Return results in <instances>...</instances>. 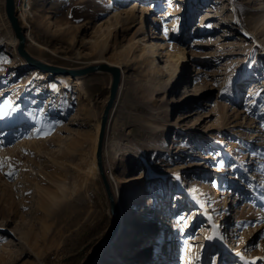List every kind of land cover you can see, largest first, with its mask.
Listing matches in <instances>:
<instances>
[{"label":"rangeland","instance_id":"1","mask_svg":"<svg viewBox=\"0 0 264 264\" xmlns=\"http://www.w3.org/2000/svg\"><path fill=\"white\" fill-rule=\"evenodd\" d=\"M14 1L31 56L122 64L101 154L127 227L105 264L143 249L145 264H264V0ZM9 33L0 0V264H81L112 225L92 144L78 142L111 75L84 76V97L20 66ZM141 36L181 54L168 74Z\"/></svg>","mask_w":264,"mask_h":264},{"label":"bare ground","instance_id":"2","mask_svg":"<svg viewBox=\"0 0 264 264\" xmlns=\"http://www.w3.org/2000/svg\"><path fill=\"white\" fill-rule=\"evenodd\" d=\"M17 5L15 4V9H17ZM26 9V8H24ZM16 11V10H15ZM146 11V9H142V12H141V17H140V20L142 19L143 17V13ZM130 23V21H129ZM128 22L125 23V24H129ZM118 25V24H117ZM123 24H120L119 26H122ZM11 28V27H10ZM242 30L241 32L243 33H249L251 36H254L253 34V31H251L250 29L246 28V27H241ZM12 31V29H11ZM13 33V31H12ZM8 38V42L10 43V45L12 46V48L14 49V51H16L15 49V46H16V38L14 37V34L12 35L11 33H9L7 36ZM139 44L142 45V48H146V50L149 52L147 54H145V58H149V57H154L155 56L161 61L163 62V64L161 65H158V67L156 68L157 72H159V74H168L166 73L167 69L170 68L171 66L173 67V65L175 64V62H179V59L181 57V54L179 56V53H175V54H165L163 53L162 50H160L159 48V45L156 44V42H147L143 36H141L139 38ZM16 55H19L17 52H16ZM33 57V56H32ZM183 57V56H182ZM33 58H36V57H33ZM38 59V58H36ZM41 60V59H39ZM43 61V60H41ZM18 62L20 64V66L22 67H27V66H32L35 68V70L39 69V71H43L45 76H50L51 75V72L48 71V70H44V69H40L34 65H31L30 62H28L27 60L23 59V58H18ZM45 62V61H43ZM94 63H107V64H110V65H113V66H116L119 68V70L121 72H123V68H122V64L119 63V62H114V61H110V60H106V59H99V60H95L93 61L91 64H94ZM49 64V63H48ZM86 76V75H75V76H71L70 74H67V75H57V78H65L67 80H71L72 82H74L77 87L79 88V91L80 93L82 94V96L86 97V92L85 90L83 89V86H82V83H81V80L82 78ZM159 80V76H157V81ZM6 112H9V110H5V111H0V117L5 115ZM10 112L12 113V119H14L15 117H18V113L15 111V110H10ZM87 113V112H86ZM98 130H99V121H97L95 123V126L93 128V130H84L79 132L78 136H79V140L78 142L80 141H85V140H90L91 144H92V158L91 160L89 161V165L87 167V172L88 173H92L94 174L95 172L98 173L97 171V165H96V159H95V154H94V151H95V145H96V142H97V134H98ZM64 154L67 155V152H65ZM102 167H103V164H102ZM104 169V168H103ZM105 171V170H104ZM107 177V175H106ZM110 176L107 177V180L109 179ZM110 180V179H109ZM108 180V182H109ZM64 186V184H62ZM111 192L113 194V199H114V207H115V219L117 221V226L114 230V234H113V237L107 241L104 245H102L99 249H97V251L95 252V255L93 256V258L91 259V261L88 263V264H105L107 263V259L109 258L110 254L113 252V249L110 250L109 249V243L114 241L119 235H123L125 233V230H126V227H127V223L125 221V219H123V216H124V212H125V209L123 208V205L121 204L120 200L116 197V193L113 192L112 188H111ZM138 191H136L135 193H137ZM134 206H135V202L134 204H132L130 206V212L132 211H136L137 209H134ZM128 211V212H129ZM131 214V213H130ZM111 215V220H112V225H113V220H114V217L112 214ZM134 215V213H132L130 216ZM164 218V217H163ZM186 219V215H180V217H177V218H172L171 220H175V223L174 225H172L171 227H175L176 228V232L179 230V226L180 224H184L183 221H185ZM163 221V219L161 221H159L160 223ZM149 225L152 224V221H149L148 223ZM111 225V227H112ZM126 225V227L123 229V227ZM156 227V226H155ZM167 228V227H166ZM140 229V228H139ZM162 234H163V230L160 231V237H162ZM159 237V238H160ZM159 238L156 239V245L157 242L159 241ZM131 243V242H130ZM133 243V242H132ZM131 243V244H132ZM144 251L141 253L140 255V262L138 264H145V261L147 263V260H145V253H146V250L143 249ZM133 254V250L129 253V255H132ZM134 259L132 258L131 260H125L124 262L120 263V264H126V262H128V264H134ZM117 264V263H116Z\"/></svg>","mask_w":264,"mask_h":264},{"label":"water","instance_id":"3","mask_svg":"<svg viewBox=\"0 0 264 264\" xmlns=\"http://www.w3.org/2000/svg\"><path fill=\"white\" fill-rule=\"evenodd\" d=\"M4 12L5 16L9 22V25L13 31L14 37L16 38V52L25 60L30 62L31 65H34L40 69L48 70L52 74H70L71 76L75 75H87L91 73L96 72H108L111 75V81L109 86V95L108 98L104 104L102 113L100 115V124H99V130L97 134V142H96V149H95V158H96V165H97V171L99 178L101 180L106 198L108 200V210L109 213L115 216V207H114V199L113 194L111 192V188L109 185V182L107 180L105 171L102 167V140H103V134L106 122L108 120L109 114L113 108V104L115 102L119 81L121 77V71L118 67L107 64V63H94V64H88L86 66L77 67V68H69V67H62V66H56L52 64H48L46 62H43L39 59L33 58L25 49V34L24 30L19 24L17 15L15 13V1L14 0H4ZM117 221L114 217L113 225L110 228L109 232L101 239L99 240L96 245L93 247L91 252L88 254V256L85 258V260L81 264H88L93 256L95 255V252L97 249H99L102 245H104L107 241H109L114 234V230L117 226Z\"/></svg>","mask_w":264,"mask_h":264},{"label":"snow or ice","instance_id":"4","mask_svg":"<svg viewBox=\"0 0 264 264\" xmlns=\"http://www.w3.org/2000/svg\"><path fill=\"white\" fill-rule=\"evenodd\" d=\"M7 175L11 176V175H13V173L10 171L7 173Z\"/></svg>","mask_w":264,"mask_h":264}]
</instances>
